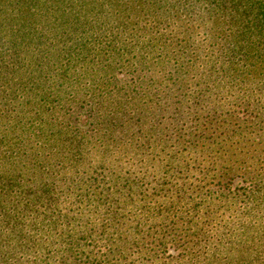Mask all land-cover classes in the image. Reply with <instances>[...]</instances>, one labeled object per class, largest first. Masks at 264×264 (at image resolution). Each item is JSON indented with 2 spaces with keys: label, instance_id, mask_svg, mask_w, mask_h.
I'll list each match as a JSON object with an SVG mask.
<instances>
[{
  "label": "rangeland",
  "instance_id": "374dc122",
  "mask_svg": "<svg viewBox=\"0 0 264 264\" xmlns=\"http://www.w3.org/2000/svg\"><path fill=\"white\" fill-rule=\"evenodd\" d=\"M57 2L60 1L49 0L48 9H44V14L50 21L49 26L62 24L63 27L68 17L59 12ZM182 2L189 6L194 5L193 0ZM67 3L66 0H61L59 8L64 12L69 10ZM127 6L130 7L128 4ZM180 10L192 13L179 17L167 15L159 21L153 17L145 18L146 16L132 18L138 23L134 25L130 18L127 23L130 30L120 36L126 44L133 45L137 53L141 47L148 44L150 46L156 41L171 43L169 50H178L180 46L188 43L191 50H195L193 54L195 61L191 60L193 65L191 68L186 62L183 63V67L187 66L185 68L190 69L177 70L180 63L174 59L169 60L157 44L156 51L150 52L149 49V55L144 56L146 64H150L146 67L147 72L139 66L140 60H136L133 54L121 61L120 65L117 64L116 69L108 75L83 76L85 65L78 64L68 73L69 78L67 76L65 81L55 79L57 76L55 78L49 76V80L39 91L29 88L22 95L18 97L16 95V100L14 99L12 103L16 107L13 112L18 111L19 115H22L21 120L6 118H12L13 112L4 111L3 116H0V169L11 171L15 168H24L26 165L41 167L48 182L51 178L56 180L53 196L59 211L65 214L57 218L59 221L46 222L43 225L34 222L35 218L25 221V233L33 236L44 246V249L28 255L29 262L84 264L85 260L90 262L101 260L105 263L104 258L106 256L110 258L108 256L110 244L102 239L99 233L102 229L106 230L105 236L111 232L112 223L108 218L110 214H115L116 218L131 220L133 223L139 221L149 223L151 220L163 222L161 217L167 218L166 221L169 223L172 218H176L174 214L192 218V208L197 206L202 215H205L204 208L208 211V218L198 217V219L202 217L200 220L206 223L207 228L213 227L217 221L222 224L226 219L235 216L231 214L233 207L225 209L227 204L210 198L209 195L210 192L215 193L221 184L216 175L222 174L224 164L217 166L209 164V155L217 158L214 153L217 150L213 147L207 152V161L204 160L200 166L202 173L182 176L183 181L180 182L184 183L186 191L178 203L166 200L165 191L178 187L176 179L167 177H161L156 184L147 178L137 180L133 186H123L125 184L123 182L122 185L113 186V190L109 189L108 197L101 194L103 189L111 186L109 180L115 178L116 174L139 168V165H135V157L142 154L139 153L140 148L146 152L144 157L164 158L177 153L178 135L174 128L178 126L183 128V132L197 124L204 128L208 126L210 129L203 130L205 131L203 138L218 142L226 137L220 130H215V127L223 126L222 119L225 113L235 115L232 124L235 126L239 124L240 131L246 126H250L247 129L251 130L260 125L258 121L261 114H264V72L247 73L237 71L238 69L230 71L227 70V65L222 70L221 62L224 61V57L221 46L225 45V42L221 38V33L228 30L229 24H214L207 15L200 13L198 7L193 9L183 6ZM76 13L78 14V11ZM112 15L110 8L107 7L103 16L113 19ZM87 27L91 26L87 23ZM77 34L62 35L60 38L62 47L69 46V39L72 37L78 36L79 40L80 32L77 31ZM139 56L138 54L137 58ZM60 62L66 61L63 58ZM58 77L62 78L60 75ZM59 84L60 88L56 89ZM31 93L35 95L34 98L29 95ZM93 93L102 95L93 100L90 97ZM250 94L261 95V98H245ZM42 96H46L48 102L42 108H38L37 100ZM105 96H109L112 102L122 98L129 108L126 127L118 128L112 137L107 138L103 137L107 124L101 123V119L95 115L98 102L93 109V103ZM30 97L34 102L30 101L32 103L26 106L18 104ZM195 97L201 102L199 110L212 108L216 104L218 110L213 114L208 109L206 113L192 119L186 118L185 114L176 113L173 109L178 105L176 101L179 99L192 102ZM137 119L139 123H136ZM130 126L133 128H129ZM127 130L129 131L126 132ZM35 132H38L39 137ZM261 132L264 134V127ZM247 137L250 143L254 141L253 134ZM164 141L167 142L165 146L162 145ZM146 142L157 147L149 148ZM248 148L247 157L254 155L255 162L257 155L255 146L250 145ZM14 150H20L23 157L14 155ZM195 153L182 152L191 162L193 161L191 156ZM157 163L159 164V161ZM228 164L225 166H229ZM233 166L237 168L235 173L242 174L246 165H240L237 161ZM63 177L64 180L74 178L70 188L64 184ZM211 217L217 221L214 223ZM147 218L148 221H145ZM79 238L81 246L84 247L86 244L89 251L78 254ZM70 245H73L72 249ZM152 247L146 246L147 256L157 251L160 257L167 260L164 262L161 258L158 260L160 264H191L188 255L180 257L178 250H174L173 247L162 252ZM232 252L215 257L204 256L200 264H239L237 259L240 255ZM250 257L252 262L249 264H264V255L255 254ZM25 259L27 258L22 260ZM122 261L127 262L125 253Z\"/></svg>",
  "mask_w": 264,
  "mask_h": 264
},
{
  "label": "trees",
  "instance_id": "16d2710c",
  "mask_svg": "<svg viewBox=\"0 0 264 264\" xmlns=\"http://www.w3.org/2000/svg\"><path fill=\"white\" fill-rule=\"evenodd\" d=\"M58 1L60 7L61 0ZM82 1L66 0L69 7L67 12L58 7L59 12L70 19L69 21L67 19L68 24L62 27V24L49 26L50 21L44 14V9H48L49 0H0V116H3L4 111L11 113L16 109L12 105L16 95L17 97L22 95L29 88L39 91L49 80V76L53 78L57 76L55 79L65 81L67 76L69 78L68 73L78 64L85 65L83 76L108 75L116 69L117 64L120 65L121 61L133 54L136 60H140L139 66L147 72L146 67L150 64H146L144 56L156 51L157 44L169 60L174 59L180 63L177 70L187 67H183L184 62L189 63L188 67L191 68L193 66L191 60L195 61L193 58L195 50H191L188 43L180 46L178 50H169L171 43L156 41L150 46L148 44L146 47H139L141 50L137 53L134 46L126 44L120 36L130 30L127 26L130 18L132 20L146 16L145 18L153 17L159 21L167 15L170 17L190 15L191 11L180 10L183 6L193 9L198 7L200 13L207 15V18L216 25L229 24L228 30L221 33V38L225 42V45L221 46L224 57V61L221 62L222 70L227 65L226 68L230 71L238 69L237 71L247 73L264 72V0H193V6L186 5L182 0ZM107 7L110 8L113 19L103 16ZM87 23L91 27H87ZM132 24L138 23L132 20ZM77 31L80 32L79 40L78 36L72 37L69 39L70 45L62 47L61 36L66 33L73 36ZM138 54L140 56L137 58ZM63 58L65 63L60 62ZM60 86L61 84L56 89ZM29 95L35 97L32 93ZM100 95L102 93L97 95L93 93L90 97L94 100ZM253 97L260 99L261 95L250 94L245 98ZM23 101L18 104L26 106L34 102L31 97ZM37 101L38 108H42L48 102L46 96ZM97 102L99 106L95 109V115L101 119L99 120L101 123L107 124L103 137H112L118 128L126 127L129 108L122 98L112 102L109 96H105L93 103V109ZM176 102L178 105L173 109L176 113L185 114L186 118L195 119L208 109L213 114L218 110L216 102L212 108L199 110L201 102L197 97L192 102L184 99ZM13 113L12 118H6L21 120L22 115H19L18 111ZM234 117L233 113H225L222 119L223 126L215 127V130L218 129L226 135L218 141L219 143L203 138L205 135L203 130L210 129L208 126L204 128L197 124L187 132H183L181 126L174 128L178 135L177 153L164 158L144 157L146 152L140 148L139 153L142 154L135 157V165H139V168L116 174L115 178L109 180L111 186L101 192L102 196L108 197L109 189L113 190V186L122 185L123 182H125L123 186H133L137 180L147 178L156 184L161 177H167L176 179L178 187L165 191L166 200L178 203L186 191L184 183L180 182L183 181L182 176L202 173L200 166L209 158V164L212 163L214 166L224 163L222 174L216 175L221 184L215 193H209L210 198L223 201L227 204L225 209L233 207L231 214L235 215L234 217L226 219L222 224L211 217L210 219L216 223L213 227L207 228L206 223L200 219L208 218V211L204 208L205 215H202L197 206L192 208V218L174 214L176 218L169 221L171 224L164 217H161L163 222L151 220L149 223L142 221L133 223L131 220L116 218L115 214H110L108 218L112 223L111 232L105 236L106 230L102 229L99 233L102 239L110 244L108 246L110 258L106 256L105 263L101 260L96 262L85 260L84 264H122L124 253L127 262L123 264H160L158 260L161 258L167 262L157 251L147 256L145 249L148 245L161 252L173 247L174 250H178L180 257L188 255L191 264L202 263L201 258L204 256L215 257L232 251L233 254L240 255L237 259L239 264L251 263L250 255H264V134L261 132L264 127L262 123L264 114H261L258 121L260 125L251 130L247 129L250 126L238 130L239 124L237 126L232 124ZM138 121L139 119L136 123H139ZM38 132H35L37 137ZM250 134H253L254 139L251 143L247 141ZM45 138L47 139L46 136ZM166 141L162 143L163 146L167 144ZM146 143L149 148L157 147L150 142ZM250 145H254L257 152L255 162L254 155L247 157ZM211 147L217 150L214 151L217 158L210 155L207 158V152ZM183 151L196 152L191 156L192 162L187 160L188 156L182 154ZM14 155L23 157L20 150H14ZM237 161L240 165H246L242 174L235 173L237 168L233 165ZM227 163L229 166L226 167ZM44 175L41 167L37 166L26 165L24 168H15L11 171L0 169V264H33L34 262H29L28 255L44 249V246L33 236L25 233V221L35 218L34 222L43 225L46 222L59 221L57 218L65 215L59 211L53 196L56 180L51 178L48 182ZM73 183L74 178L64 180L68 188ZM200 216L202 217L198 219ZM145 221H148V218ZM79 240L80 238L78 254L89 251L88 246L85 244L82 247ZM70 246L72 249L73 245ZM23 258L27 259L23 261Z\"/></svg>",
  "mask_w": 264,
  "mask_h": 264
}]
</instances>
